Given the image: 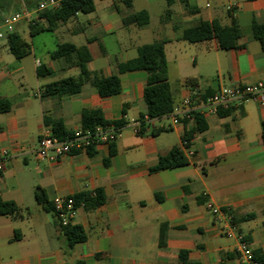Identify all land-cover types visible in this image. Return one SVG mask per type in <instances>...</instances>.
<instances>
[{"label": "crops", "instance_id": "0c3cea01", "mask_svg": "<svg viewBox=\"0 0 264 264\" xmlns=\"http://www.w3.org/2000/svg\"><path fill=\"white\" fill-rule=\"evenodd\" d=\"M187 1L188 7L181 0L171 6L165 0L153 21L152 7H162L156 0L139 10L135 0L129 7L121 0H95L94 11L78 13L54 31H41L31 40L21 34L31 44L23 58L17 59L8 45V51L0 52V98L11 103L10 110L0 112V147L9 153L0 174V197L19 207L16 214L0 215V264H76L80 259L87 264H182L181 250L200 264H250L237 250L240 236L264 257V105L249 100L226 114L220 109L205 115L202 132L195 131V121L174 125L165 115L152 119L142 133L133 127L147 115L148 75L145 70L119 72L118 66L136 58L143 44L164 42L175 104L189 94L205 97L221 85L264 80V43L253 36V23H264V0ZM142 10L149 14L146 24L124 23ZM199 20L222 25L236 20L239 47L222 49L215 37L186 40L185 29ZM65 42L86 45L92 56L89 69L104 77L117 74L121 92L102 97L88 81L77 94L44 96L46 84L80 74L78 66L52 56ZM38 67L50 72L39 75ZM84 109L126 121L109 165L104 163L107 143L95 145L94 155L87 149L56 162L40 158L39 140L51 133L44 117L62 119L75 133ZM153 129L162 130L154 135ZM190 133L192 155L182 144ZM173 146L182 149L188 163L150 172L159 155ZM99 187L107 201L95 209L76 208L71 224L82 225L87 239L70 247L54 215L36 200V190L54 202ZM163 223L168 228L162 248Z\"/></svg>", "mask_w": 264, "mask_h": 264}, {"label": "trees", "instance_id": "16d2710c", "mask_svg": "<svg viewBox=\"0 0 264 264\" xmlns=\"http://www.w3.org/2000/svg\"><path fill=\"white\" fill-rule=\"evenodd\" d=\"M16 0H0V20L1 13L14 4L15 11L26 7L29 10L37 9L39 4L45 0H20V4ZM126 6H131L133 0H121ZM171 6L175 0H166ZM188 7L187 0H181ZM95 0H61L60 5L56 8H45L37 12L38 18L34 23L29 24L30 34H35L48 30L54 31L61 23H65L78 13H90L95 10ZM169 13V11H168ZM149 21V14L146 10L134 13L124 18L125 24L136 23L144 25ZM241 36L240 28L236 20H233L231 25H222L219 21L214 20H199L195 24L188 26L184 32V38L190 42H200L217 38L219 46L222 49L238 48V39ZM253 36L255 39L264 43V23H253ZM7 45L9 51L17 58L21 59L31 52V44L27 42L17 30L7 36ZM54 58L64 57L68 63L78 66L80 74L76 77L70 76L56 81H52L45 85L44 96L61 97L64 94H77L81 91L85 82L90 81L98 90L102 97H108L121 92L120 77L115 74L104 77L95 72H92L88 67V62L91 60V53L86 45L77 46L70 42L61 43L58 49L52 53ZM119 72L132 70H145L147 72V83L144 89V100L146 102L147 115L150 119L160 118L172 111L175 101L171 92L170 84L167 80V60L164 49V42H152L143 44L138 49V56L119 64ZM49 69L38 67L39 75L49 73ZM11 103L5 98H0V112L10 110ZM230 110H224L222 114H226ZM44 123L51 128V135L59 140H65L72 136L62 119L45 116ZM124 119L107 120L100 109H84L81 115V129L95 131L97 126L114 125L121 128L125 125ZM147 121L142 120L140 133L144 132ZM195 131L202 132L207 129V122L203 115L195 114ZM162 129H153L152 134H157ZM191 133L186 135L190 141ZM262 140L264 141V121L262 122ZM109 156L105 158V165H109L110 158L116 152L115 143H109ZM90 155L95 154L94 146L89 149ZM188 163V158L179 146H173L164 153L159 155L158 163L150 168V172H158L164 169L174 168ZM36 200L43 207L51 212L56 222L60 225L63 234L66 236L68 245L73 247L76 243L83 242L87 239V234L80 224L61 225L58 218V211L53 202L49 201L42 189H37ZM74 206L78 208L85 206L88 209H95L103 205L107 201V196L104 189L99 187L94 192L82 191L72 196ZM19 211L18 205L13 201H6L0 197V215L16 214ZM254 214L242 217L239 220H244L253 217ZM168 224L163 223L160 230V247H166ZM254 256L260 262H264V257L259 251H254ZM179 260L182 264H200L199 262L189 259L188 251L181 250ZM76 264H87L85 260L80 259Z\"/></svg>", "mask_w": 264, "mask_h": 264}, {"label": "built area", "instance_id": "2783aa9c", "mask_svg": "<svg viewBox=\"0 0 264 264\" xmlns=\"http://www.w3.org/2000/svg\"><path fill=\"white\" fill-rule=\"evenodd\" d=\"M61 0H45L39 4L37 9L29 10L22 7L18 11L11 12L0 20V39H6L7 36L16 30L19 23L25 21L28 25L34 23L38 18L37 12L45 8H56L60 5ZM249 100H256L264 105V80L254 83H246L235 86L221 85L213 93L202 97L195 94H189L179 104H175L172 111L165 114L170 117L174 125L183 123L184 121H195V114L199 113L203 116L215 114L220 109L230 110L241 107ZM144 121L149 123L152 119L148 115L144 116ZM142 121L133 123L134 130L139 132ZM123 127L117 128L114 125L97 126L95 131L78 130L72 136L65 140H59L45 132L39 140L37 155L40 158H46L51 162H56L65 155H69L78 150H87L91 146L100 143L115 142L121 134ZM187 150V154L192 155V150L188 147L189 142L184 138L182 142ZM9 153L6 149L0 147V174L5 170ZM58 211V218L61 225H68L75 215L76 208L72 197L56 198L53 202ZM215 214L220 213L217 207L209 206ZM232 230L235 226H232ZM240 242L237 250L242 260L250 264H262L254 256V252L244 241L243 237H239Z\"/></svg>", "mask_w": 264, "mask_h": 264}, {"label": "rangeland", "instance_id": "374dc122", "mask_svg": "<svg viewBox=\"0 0 264 264\" xmlns=\"http://www.w3.org/2000/svg\"><path fill=\"white\" fill-rule=\"evenodd\" d=\"M156 1L160 2L162 4V7H160L159 4L152 7L153 21H156L158 13L160 12V10H162L161 8H163L165 5V0H156ZM15 2L20 4V0H16ZM147 2H148V0H135L134 9L139 10L142 8H146V6H148ZM14 11H15V7H14V4H12L8 7L7 10H5L1 13V17L5 16L11 12H14ZM23 22H25V21H23ZM18 29L20 30V32L23 36H25V37L29 38V40H31V34L29 32V28H28L27 24L21 25ZM32 39H33V43L36 44L39 38H38V36H36V38L33 37ZM7 49H8L7 48V40L6 39H0V52L8 51Z\"/></svg>", "mask_w": 264, "mask_h": 264}]
</instances>
